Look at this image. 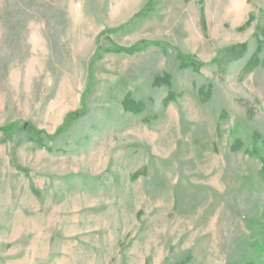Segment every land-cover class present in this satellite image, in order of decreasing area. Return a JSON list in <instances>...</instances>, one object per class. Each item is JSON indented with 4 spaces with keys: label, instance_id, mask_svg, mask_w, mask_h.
Instances as JSON below:
<instances>
[{
    "label": "rangeland",
    "instance_id": "rangeland-1",
    "mask_svg": "<svg viewBox=\"0 0 264 264\" xmlns=\"http://www.w3.org/2000/svg\"><path fill=\"white\" fill-rule=\"evenodd\" d=\"M263 175L264 0H0V264H264Z\"/></svg>",
    "mask_w": 264,
    "mask_h": 264
},
{
    "label": "trees",
    "instance_id": "trees-1",
    "mask_svg": "<svg viewBox=\"0 0 264 264\" xmlns=\"http://www.w3.org/2000/svg\"><path fill=\"white\" fill-rule=\"evenodd\" d=\"M132 51L133 50H130L129 52H132ZM247 51H248V47L246 44L236 45L235 47H233L227 51V55L225 57L228 61H236L237 59L245 56ZM180 58L182 59V63L187 67H191L193 69L194 68L198 69L201 67L200 63H197L195 60H193V59H191L185 55H180ZM254 61L255 62H251L247 66V68H246L247 71L251 70L252 68L256 67L259 64L258 61H256L255 59H254ZM220 64H222V63H220ZM166 82H168V84H170L169 79H166ZM77 117H79L78 114H74L71 117H67V119L64 122V126H62L55 134H53V136H46V138H48L51 142H54V140H56L59 136L63 135L67 131L68 127L71 124H73V122L77 119ZM13 129L14 128L10 126L8 128H3L2 132L5 135H9V134H11ZM42 134L45 135L44 132L39 131V133H37V136L42 135Z\"/></svg>",
    "mask_w": 264,
    "mask_h": 264
}]
</instances>
